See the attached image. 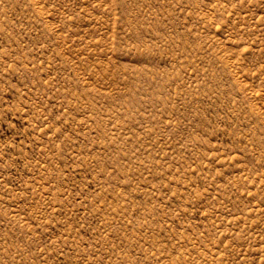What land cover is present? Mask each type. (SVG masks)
I'll return each instance as SVG.
<instances>
[{"label":"rangeland","instance_id":"374dc122","mask_svg":"<svg viewBox=\"0 0 264 264\" xmlns=\"http://www.w3.org/2000/svg\"><path fill=\"white\" fill-rule=\"evenodd\" d=\"M0 264H264V0H0Z\"/></svg>","mask_w":264,"mask_h":264}]
</instances>
